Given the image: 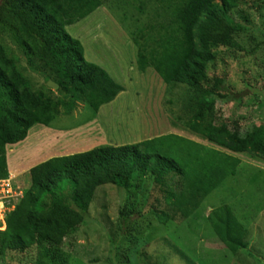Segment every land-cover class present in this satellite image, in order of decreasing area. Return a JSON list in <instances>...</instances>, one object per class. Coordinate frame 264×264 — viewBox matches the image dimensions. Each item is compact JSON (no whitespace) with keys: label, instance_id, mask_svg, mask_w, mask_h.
<instances>
[{"label":"trees","instance_id":"1","mask_svg":"<svg viewBox=\"0 0 264 264\" xmlns=\"http://www.w3.org/2000/svg\"><path fill=\"white\" fill-rule=\"evenodd\" d=\"M153 2L159 8L155 18L161 22L138 31L133 40L136 64L140 72L153 69L169 91L184 88L183 111L172 113L173 120L221 149L264 160V132L242 137L214 122L217 101L240 103L226 75L209 70L214 50L237 49L239 33L248 31L230 17L241 0ZM101 6V0H0V37L7 35L20 49L30 71L40 64L45 82L58 87L34 90L18 59L0 42V180L8 177L6 147L23 142L30 128L50 126L79 103L95 114L123 92L105 70L85 59L81 42L66 31ZM240 164L233 156L171 133L53 157L29 170L28 189L5 215L0 258L32 256L31 264H68L66 238L89 224L97 189L112 186L121 191L115 235L108 237L114 262L126 257L125 237L140 225L132 219L144 217L153 189L163 183L167 209L154 215L166 227L202 211L207 197L235 177ZM167 180L174 190L166 189ZM207 222L223 249L238 262L250 264L242 256L248 251L249 232L228 205L209 210Z\"/></svg>","mask_w":264,"mask_h":264},{"label":"rangeland","instance_id":"2","mask_svg":"<svg viewBox=\"0 0 264 264\" xmlns=\"http://www.w3.org/2000/svg\"><path fill=\"white\" fill-rule=\"evenodd\" d=\"M101 1L98 10L66 31L81 42L85 59L103 68L124 91L111 104L99 108L97 114L79 103L74 112L61 114L50 126H33L23 142L7 147L9 155L15 150V162L30 159L29 168L47 157L48 144L53 142L58 146L46 159L53 154L79 153L99 146L134 144L169 133L211 147L206 140L188 137L189 131L173 121V116L183 111L184 88L169 91L153 69L140 72L137 68L133 40L142 27L159 25L161 19L154 15L158 6L153 0ZM230 17L248 31L239 33L237 49L214 50L209 73L225 74L234 99L238 98L240 103L217 101L214 122L225 124L242 137L247 133L260 136L264 132V0H241ZM0 42L18 59L33 89L44 91L46 75L40 64H34V71H30L22 52L7 35L0 37ZM235 158L241 161L236 176L226 179L222 188L207 197L202 211L183 222L166 227L158 223L154 213L167 209L163 203V183L153 189L144 217L132 219L140 225L125 237L122 253L126 257L114 262L108 237L113 239L115 235L121 191L112 186L98 188L89 210V224L71 232L64 242L68 264H244L223 249L208 225L209 210L220 205H228L249 232L248 251L242 252V256L250 264H264V163L244 154ZM12 166L7 180L26 191L30 185L29 170ZM165 182L167 190H174L169 180ZM2 220L0 212V232L5 230ZM31 259L32 256L5 261L0 258V264H31Z\"/></svg>","mask_w":264,"mask_h":264},{"label":"crops","instance_id":"3","mask_svg":"<svg viewBox=\"0 0 264 264\" xmlns=\"http://www.w3.org/2000/svg\"><path fill=\"white\" fill-rule=\"evenodd\" d=\"M107 106V105H106ZM178 135V134H177ZM191 135H194V134H192L191 132H187V136L188 137H190ZM194 136H196V135H194ZM196 137H198L197 139H202V140H205V139H203L202 137H200V136H196ZM187 138V137H186ZM189 139V138H188ZM40 143V142H39ZM209 143V142H208ZM23 144V143H22ZM209 144H211V143H209ZM48 146H49V150H47V152H48V154H51V152H54L55 151V147H57L58 145H57V143L56 142H53L52 144H48ZM66 146H68V145H66ZM54 147V148H53ZM209 148H212V149H216V150H218V151H221V152H223V153H225V152H228L227 150H225V149H221V148H219V147H217V146H215V145H213V144H211V147H209ZM52 150V151H51ZM57 150H61V149H58L57 148ZM10 151V150H9ZM22 151H25L24 149H22ZM10 153H12L11 154V156L9 155V153H8V149H7V151H6V161H7V169H8V171L10 172L11 170H12V168H13V166L12 165H17V167H18V170L19 169H25V168H27L28 170L31 168V167H29L28 168V166H30L31 164H28V162L29 161H31L30 159H27V160H25V159H21L20 161H17V162H15L14 161V156H15V154H16V151L15 150H11V152ZM42 154V153H41ZM48 154H46V156L48 157ZM227 155H230V156H233V157H235V155H239V154H234V153H231V152H228V153H226ZM64 156L65 155H68V154H63ZM63 155H54L53 154V157H55V156H63ZM244 155H246V154H244ZM50 156V155H49ZM248 156V155H247ZM46 157V158H47ZM251 157V156H250ZM46 158H45V160H46ZM50 158V157H49ZM42 160H44V159H42ZM35 162H37V161H35ZM260 162L261 163H264V160H260ZM10 165H11V169H10ZM241 165V164H240ZM15 171H17V170H15L14 169V172ZM18 172V171H17ZM208 209H210V207H207Z\"/></svg>","mask_w":264,"mask_h":264},{"label":"built area","instance_id":"4","mask_svg":"<svg viewBox=\"0 0 264 264\" xmlns=\"http://www.w3.org/2000/svg\"><path fill=\"white\" fill-rule=\"evenodd\" d=\"M22 197L21 191L13 188L9 181H0V212L2 216L13 208V203Z\"/></svg>","mask_w":264,"mask_h":264},{"label":"clouds","instance_id":"5","mask_svg":"<svg viewBox=\"0 0 264 264\" xmlns=\"http://www.w3.org/2000/svg\"><path fill=\"white\" fill-rule=\"evenodd\" d=\"M99 67H100V66H99ZM102 69H103V68H102ZM103 70H104V69H103ZM113 81H114V80H113ZM48 82H49V81H48ZM50 82H52V81H50ZM114 82H115V81H114ZM162 82H163V81H162ZM120 86H121V85H120ZM121 87H122V86H121ZM122 88H123V87H122ZM123 91H124V89H123ZM121 93H122V92H121ZM118 95H119V94H118ZM118 95H117V96H118ZM115 99H116V98H115ZM113 101H114V100H113ZM113 101H112V102H113ZM112 102H111V103H112ZM111 103H109V104H111ZM109 104H108V105H109ZM104 106H106V105H104ZM101 107H103V106H101ZM101 107H100V108H101ZM98 111H99V110H98ZM98 111H97V112H98ZM96 114H97V113H96ZM173 121H174V120H173ZM174 122H175V121H174ZM180 126H181V125H180ZM186 130H187V129H186ZM187 131H188V130H187ZM189 132H190V131H189ZM192 134H193V133H192ZM175 135H177V134H175ZM194 135H195V134H194ZM196 136H198V135H196ZM17 144H18V143H17ZM15 145H16V144H15ZM9 146H11V145H8L7 147H9ZM13 146H14V145H13ZM7 147H6V151H7V149H8ZM84 152H85V151H84ZM79 153H81V152H79ZM72 154H75V153H72ZM68 155H71V154H68ZM63 156H64V155H63ZM65 156H66V155H65ZM55 157H59V156H55ZM51 158H53V157H50L49 159H51ZM46 160H48V159H46ZM46 160L44 159V160H42V161H40V162H36L34 166H36L37 164H39V163H41V162H44V161H46ZM34 166H33V167H34ZM31 168H32V167H31ZM31 168H30V169H31ZM30 169H29V170H30ZM8 174H9V173H8ZM7 178H8V177H7ZM7 178H6V179H3V180H0V181H6ZM9 183H10V182H9ZM10 185H11L13 188L18 189L17 187L13 186L11 183H10ZM19 190L21 191V189H19ZM21 193H22V196H23V192H22V191H21ZM21 198H22V197H21ZM21 198H19L18 201L14 202V203H13V208H12L11 210H9L8 212H6V213L3 215V220H2V222H1L2 224H4V218H5V215H6L7 213H9V212H11V211L14 210L16 203L19 202V200H20Z\"/></svg>","mask_w":264,"mask_h":264},{"label":"water","instance_id":"6","mask_svg":"<svg viewBox=\"0 0 264 264\" xmlns=\"http://www.w3.org/2000/svg\"><path fill=\"white\" fill-rule=\"evenodd\" d=\"M46 87L51 89L52 91H56L58 88L56 84H54L53 82H50V81L46 83Z\"/></svg>","mask_w":264,"mask_h":264}]
</instances>
